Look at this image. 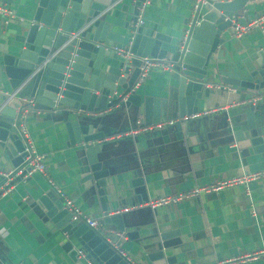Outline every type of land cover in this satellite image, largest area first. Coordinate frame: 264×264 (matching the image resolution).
I'll return each instance as SVG.
<instances>
[{
  "label": "crops",
  "instance_id": "obj_1",
  "mask_svg": "<svg viewBox=\"0 0 264 264\" xmlns=\"http://www.w3.org/2000/svg\"><path fill=\"white\" fill-rule=\"evenodd\" d=\"M36 1L0 0V7L14 15L6 23L0 19V60L14 44L12 39L19 26L31 19ZM134 2L122 0L106 8L109 15L105 22L111 25L127 22ZM190 6L191 0H149L140 13V27L148 35L182 37ZM243 14L244 17L237 18L236 27L264 15V0L248 1ZM232 28L224 34L222 44L212 57L213 81H218L219 71L247 79L255 66V53L264 49V23L252 27L239 38L232 36ZM170 74L171 70H151L132 89L140 103L135 121L128 115V109L116 100L114 104H119L102 113L97 127L105 137L99 157L105 159V167L109 170L110 185L106 189L119 195L121 190L130 189L129 183L134 176L141 178L145 186V202L130 201V204L126 197L117 200L116 211L132 207L120 212L125 235L120 247L138 263L155 249L159 233L176 231L179 244L165 251L166 256L174 257L173 264H217L264 250V177L246 186L227 187L218 193L201 194L176 204L155 209L148 206L149 202L163 196L264 171V153L254 154L250 148L239 147L234 139L238 126H244L249 104L264 112V101L251 102L257 95L254 92L228 86L219 95L214 88L216 95L197 102L198 117L167 127L173 134L180 135L174 138L170 133L169 142L161 143L155 130H144L174 117L165 113L159 115L157 111L159 102L167 100L172 93L174 82ZM0 86L5 88L6 82L3 80ZM147 105L149 117L144 113ZM64 122L63 114L57 112H32L24 116L22 124L33 152L42 156L45 174L35 173L24 183L13 184L10 192L0 197V264H86L76 258V250L80 247L73 242L71 250L64 248L65 237L43 220L40 209L34 204L41 192L51 188L48 180L54 186L49 189L52 198L61 195L69 200L79 212L97 220L104 227V233L112 229L111 225H103L88 184L79 182L76 147L65 145ZM0 169H12L9 156L1 149ZM128 233L137 236L128 238ZM240 264H264V260Z\"/></svg>",
  "mask_w": 264,
  "mask_h": 264
},
{
  "label": "water",
  "instance_id": "obj_2",
  "mask_svg": "<svg viewBox=\"0 0 264 264\" xmlns=\"http://www.w3.org/2000/svg\"><path fill=\"white\" fill-rule=\"evenodd\" d=\"M118 1L122 0L36 1L31 19L19 26L12 39L14 44L0 60V84L6 82L4 89L0 86V149L6 151L11 167H17L25 157L18 133L23 122L20 113H62L65 145L76 147L79 182L88 184L103 225H111L110 231L123 232L122 216L113 213L117 200L126 197L129 203L145 202V186L141 178L134 176L129 183L131 190L127 188L113 195V190L106 189L110 185L109 170L105 159L99 157L105 137L97 127L102 113L115 106L116 100L135 121L140 103L132 89L138 78L140 59L148 56L169 65L170 80L174 82L172 93L167 100L159 102L157 111L159 115L172 114L175 119L197 114V102L216 95L214 88L219 95L228 86L238 91L263 93L264 49L255 53V66L247 79L219 71L218 81H213L212 57L224 34H228L240 15L244 17V6L250 0H202L189 15L182 37L173 39L159 33L148 35L144 28L135 27L137 9L144 0H134L131 18L122 25L105 22L109 15L106 8ZM120 48L128 49L131 56L123 58L113 51ZM147 112L148 105L145 117H149ZM155 131L161 143L170 141V133L174 138L180 136L169 128ZM234 139L239 147L250 148L254 154L264 153V112L249 104L244 126H238ZM49 189L41 192L34 204L43 220L65 237L64 248L71 250L75 242L84 258L93 264H126L104 243L101 234L80 220H71L72 212L63 208V200L57 193V198H52ZM103 228L99 225V229L103 231ZM177 235L176 231L159 233L155 249L144 261L135 264H173L174 257L166 256L165 251L179 244ZM136 236V233L127 234L128 238Z\"/></svg>",
  "mask_w": 264,
  "mask_h": 264
},
{
  "label": "built area",
  "instance_id": "obj_3",
  "mask_svg": "<svg viewBox=\"0 0 264 264\" xmlns=\"http://www.w3.org/2000/svg\"><path fill=\"white\" fill-rule=\"evenodd\" d=\"M149 0H144L143 3L140 4V6L137 9V17H136V23L135 25H141L142 21L140 20V13L145 7L146 4H148ZM202 2V0H191V6L189 13L192 15L197 5ZM14 17L12 15V12L9 10H6L2 7H0V19L6 23L7 20H10ZM264 23V15L259 16L257 19L253 20L251 23L236 27L235 25L232 28V36L235 38H239L242 34H245L254 26H258L260 24ZM113 51L123 58H127L130 56L128 53V50L125 48L120 49H113ZM151 70H161V71H170L169 65L164 62L163 60L153 59L150 57H144L140 59V63L138 66V78L136 80V83H134L133 88H136L148 75V73ZM124 99V97L122 98ZM258 101H264V92L255 95V97L252 99L251 102H258ZM200 114H193L189 116H183L181 118H175L168 121H163L157 124L152 125L151 127L144 129V130H159L167 127H172L174 125H178L180 123H184L188 120H193L196 117H198ZM25 113L21 112L19 115L20 119H24ZM19 135L21 136V139L23 141L24 145V152L25 157L23 161L15 168H12L11 170H3L0 169V197L7 195L10 190L12 189L13 184L15 183H24L27 178H29L31 175L37 173L40 175L45 174V167L42 164V156L37 155L33 152L32 146L29 140V137L25 131V128L23 124L21 123L19 125ZM261 177H264V171L260 172H254V173H248L245 175H242L240 177H235L228 180L223 181H216L215 183H212L207 186H200V187H194L189 191L179 193L172 196H163L160 198H157L155 200H152L148 203V206L152 209L168 206L172 204H176L182 201H185L187 199L196 198L199 195H209V194H215L221 191L222 189H225L227 187L231 186H246L249 182L256 181L260 179ZM49 186L54 189V186L52 185L51 181H47ZM58 194V192H57ZM59 197L63 200V208H66L72 212L71 220H80L82 223H84L87 228L90 230H93L95 233L101 234L103 237L104 243H106L114 252L126 263V264H135V261L120 247V242L125 240V235L122 232L117 231H106L104 233V230L102 231L99 229V224L97 220L90 218L88 216H85L81 212H79L72 203L63 198L61 195ZM132 208V207H131ZM131 208H123L120 211H116L115 214H119L120 212H127ZM76 258L82 259L86 262V264H93L92 261L85 259L84 254L80 251H76ZM261 259L264 260V250L259 252H254L250 254H244L240 256L233 257L231 259L221 261L217 264H240L245 263L252 260Z\"/></svg>",
  "mask_w": 264,
  "mask_h": 264
}]
</instances>
